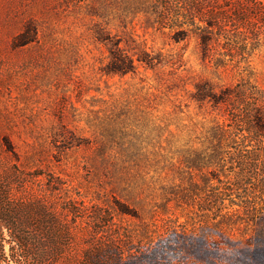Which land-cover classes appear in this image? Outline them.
Masks as SVG:
<instances>
[{"label": "rangeland", "instance_id": "1", "mask_svg": "<svg viewBox=\"0 0 264 264\" xmlns=\"http://www.w3.org/2000/svg\"><path fill=\"white\" fill-rule=\"evenodd\" d=\"M0 262L264 264V0H0Z\"/></svg>", "mask_w": 264, "mask_h": 264}, {"label": "trees", "instance_id": "2", "mask_svg": "<svg viewBox=\"0 0 264 264\" xmlns=\"http://www.w3.org/2000/svg\"><path fill=\"white\" fill-rule=\"evenodd\" d=\"M3 241H4V238L2 237V233H1V231H0V249L3 248V245H2ZM1 256H2V255H0V258H1ZM2 261H3V262H0V264H10V262H9L10 260L8 261V260H7V257H4Z\"/></svg>", "mask_w": 264, "mask_h": 264}]
</instances>
